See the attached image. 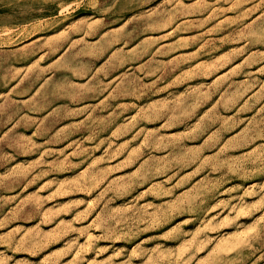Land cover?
I'll return each instance as SVG.
<instances>
[{
  "label": "rangeland",
  "instance_id": "374dc122",
  "mask_svg": "<svg viewBox=\"0 0 264 264\" xmlns=\"http://www.w3.org/2000/svg\"><path fill=\"white\" fill-rule=\"evenodd\" d=\"M0 264H264V0H0Z\"/></svg>",
  "mask_w": 264,
  "mask_h": 264
}]
</instances>
